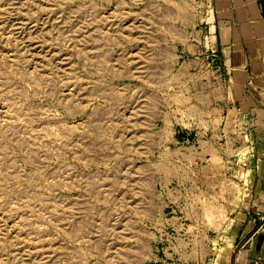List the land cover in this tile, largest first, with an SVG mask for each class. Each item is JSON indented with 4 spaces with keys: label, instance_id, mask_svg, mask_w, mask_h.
Instances as JSON below:
<instances>
[{
    "label": "rangeland",
    "instance_id": "374dc122",
    "mask_svg": "<svg viewBox=\"0 0 264 264\" xmlns=\"http://www.w3.org/2000/svg\"><path fill=\"white\" fill-rule=\"evenodd\" d=\"M202 8L0 0V264H163L178 249L167 147L196 121L180 118L196 109L181 65Z\"/></svg>",
    "mask_w": 264,
    "mask_h": 264
},
{
    "label": "crops",
    "instance_id": "0c3cea01",
    "mask_svg": "<svg viewBox=\"0 0 264 264\" xmlns=\"http://www.w3.org/2000/svg\"><path fill=\"white\" fill-rule=\"evenodd\" d=\"M198 1L181 65L196 109L180 116L196 121L167 147L178 157L166 161L165 191L180 202L167 229L180 239L162 260L264 264V0Z\"/></svg>",
    "mask_w": 264,
    "mask_h": 264
}]
</instances>
